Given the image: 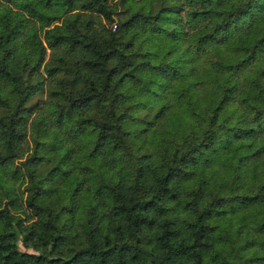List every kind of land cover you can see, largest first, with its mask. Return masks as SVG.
Returning <instances> with one entry per match:
<instances>
[{
	"label": "trees",
	"instance_id": "16d2710c",
	"mask_svg": "<svg viewBox=\"0 0 264 264\" xmlns=\"http://www.w3.org/2000/svg\"><path fill=\"white\" fill-rule=\"evenodd\" d=\"M0 264H264V0H0Z\"/></svg>",
	"mask_w": 264,
	"mask_h": 264
},
{
	"label": "rangeland",
	"instance_id": "374dc122",
	"mask_svg": "<svg viewBox=\"0 0 264 264\" xmlns=\"http://www.w3.org/2000/svg\"><path fill=\"white\" fill-rule=\"evenodd\" d=\"M16 248L19 251L22 252H29V253H37L35 250H33L32 248L27 247L23 241L22 238H20L17 242H16Z\"/></svg>",
	"mask_w": 264,
	"mask_h": 264
}]
</instances>
